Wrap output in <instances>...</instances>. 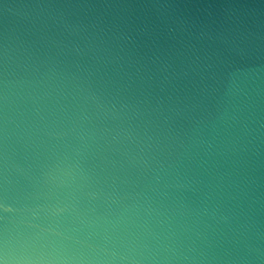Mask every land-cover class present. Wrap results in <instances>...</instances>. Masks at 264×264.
Masks as SVG:
<instances>
[{"label":"clouds","instance_id":"clouds-1","mask_svg":"<svg viewBox=\"0 0 264 264\" xmlns=\"http://www.w3.org/2000/svg\"><path fill=\"white\" fill-rule=\"evenodd\" d=\"M0 264H264V0H0Z\"/></svg>","mask_w":264,"mask_h":264}]
</instances>
